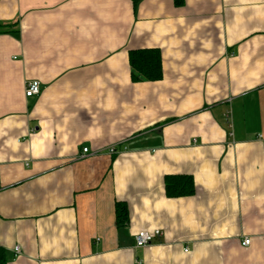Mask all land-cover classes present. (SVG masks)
<instances>
[{
  "label": "crops",
  "instance_id": "crops-1",
  "mask_svg": "<svg viewBox=\"0 0 264 264\" xmlns=\"http://www.w3.org/2000/svg\"><path fill=\"white\" fill-rule=\"evenodd\" d=\"M182 1L0 0L3 264H264V0Z\"/></svg>",
  "mask_w": 264,
  "mask_h": 264
},
{
  "label": "trees",
  "instance_id": "trees-1",
  "mask_svg": "<svg viewBox=\"0 0 264 264\" xmlns=\"http://www.w3.org/2000/svg\"><path fill=\"white\" fill-rule=\"evenodd\" d=\"M182 5V0H176ZM129 62L133 71L134 81H159L163 78L162 55L158 49L132 50L129 53ZM165 190L169 198H182L195 194L194 179L190 176L168 175L165 177ZM117 226L123 227L129 220V210L125 203L116 204ZM5 254L0 250V264Z\"/></svg>",
  "mask_w": 264,
  "mask_h": 264
},
{
  "label": "built area",
  "instance_id": "built-area-1",
  "mask_svg": "<svg viewBox=\"0 0 264 264\" xmlns=\"http://www.w3.org/2000/svg\"><path fill=\"white\" fill-rule=\"evenodd\" d=\"M41 93V83L38 81H29L26 83V90L25 95L28 98L38 96ZM261 138V136L259 137ZM89 152L88 148L83 149V154H87ZM111 154H115L116 150L115 148L110 149ZM163 235V232L161 230H154V231H141L139 232L135 237V246L137 249H143L150 245H152L157 237H160ZM251 239L245 238L243 245L247 246L250 245ZM189 249H185V252H188ZM15 257L21 254V248L17 246L14 249ZM137 264H143V261H137Z\"/></svg>",
  "mask_w": 264,
  "mask_h": 264
}]
</instances>
